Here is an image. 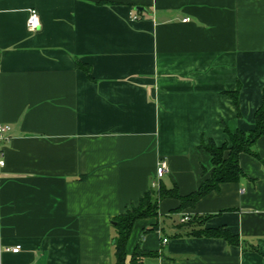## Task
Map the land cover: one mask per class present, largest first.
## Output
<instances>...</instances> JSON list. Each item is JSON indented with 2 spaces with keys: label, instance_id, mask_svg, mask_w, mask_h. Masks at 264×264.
<instances>
[{
  "label": "crops",
  "instance_id": "obj_1",
  "mask_svg": "<svg viewBox=\"0 0 264 264\" xmlns=\"http://www.w3.org/2000/svg\"><path fill=\"white\" fill-rule=\"evenodd\" d=\"M263 89L264 0H0V264H113L114 218L160 187L196 191L199 145L251 130ZM252 151L236 182L136 220L124 262L138 246L143 264H264V136Z\"/></svg>",
  "mask_w": 264,
  "mask_h": 264
},
{
  "label": "trees",
  "instance_id": "obj_2",
  "mask_svg": "<svg viewBox=\"0 0 264 264\" xmlns=\"http://www.w3.org/2000/svg\"><path fill=\"white\" fill-rule=\"evenodd\" d=\"M76 65L88 78H90L89 68L86 65L81 64L79 61H76ZM237 91L238 89L233 93H228L235 109L237 105ZM224 134L226 136V141L221 146L216 147L211 141H207L206 143H201L198 147L209 155L211 170L208 177L199 184L196 191L187 196H180L177 194L174 187L170 190L160 187L156 194L151 191L145 193L138 201L137 207H130L123 214L114 218L115 235L112 244L113 264H126L124 262L125 245L133 223L136 220L155 218L158 201L164 198L176 199L179 204L174 211L178 212L181 209L192 207L195 202L209 192L216 191L218 184L233 183L244 176L238 166L237 157L241 153L255 157L252 147L260 136H264V89L261 91L260 105L253 114V128L249 131H235L233 133L224 129ZM205 219L206 217L196 218L185 224L195 228L199 227ZM147 231L149 230H145L144 232ZM192 233L195 234L193 236L220 239L231 246H238L240 244L235 235H232L223 228H201ZM153 256H155L153 253L143 251L136 246L127 264H143L144 258Z\"/></svg>",
  "mask_w": 264,
  "mask_h": 264
},
{
  "label": "built area",
  "instance_id": "obj_3",
  "mask_svg": "<svg viewBox=\"0 0 264 264\" xmlns=\"http://www.w3.org/2000/svg\"><path fill=\"white\" fill-rule=\"evenodd\" d=\"M188 21L187 18L183 20V22ZM26 28L29 33H34L40 28V20L38 13L35 9H30L28 12V17L26 21ZM9 130V127L7 125H0V140L4 138V134ZM4 161L2 158V154L0 152V167H3ZM166 173V163L164 159H159L155 168V177L157 179L161 178ZM188 218L186 216H182L180 219V222L183 223L187 221ZM162 243H165L166 240L162 239ZM20 249V246H15L11 248L12 253H17Z\"/></svg>",
  "mask_w": 264,
  "mask_h": 264
},
{
  "label": "rangeland",
  "instance_id": "obj_4",
  "mask_svg": "<svg viewBox=\"0 0 264 264\" xmlns=\"http://www.w3.org/2000/svg\"><path fill=\"white\" fill-rule=\"evenodd\" d=\"M137 206H138V204H137L136 206H134V207H137ZM196 221H198V220H196ZM186 222H187V221L183 222L182 224H184V223H186ZM136 231H137V229L134 228V229L132 230V232H131V235L135 234Z\"/></svg>",
  "mask_w": 264,
  "mask_h": 264
},
{
  "label": "water",
  "instance_id": "obj_5",
  "mask_svg": "<svg viewBox=\"0 0 264 264\" xmlns=\"http://www.w3.org/2000/svg\"><path fill=\"white\" fill-rule=\"evenodd\" d=\"M136 10H137V11H142V9H141V8H138V7L136 8ZM111 224L114 225L115 223L112 222Z\"/></svg>",
  "mask_w": 264,
  "mask_h": 264
}]
</instances>
